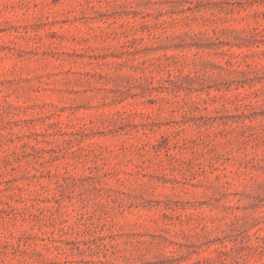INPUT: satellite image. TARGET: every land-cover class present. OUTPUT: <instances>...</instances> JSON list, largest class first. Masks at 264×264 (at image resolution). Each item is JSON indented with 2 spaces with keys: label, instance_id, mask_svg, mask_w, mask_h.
<instances>
[{
  "label": "rangeland",
  "instance_id": "374dc122",
  "mask_svg": "<svg viewBox=\"0 0 264 264\" xmlns=\"http://www.w3.org/2000/svg\"><path fill=\"white\" fill-rule=\"evenodd\" d=\"M0 264H264V0H0Z\"/></svg>",
  "mask_w": 264,
  "mask_h": 264
}]
</instances>
